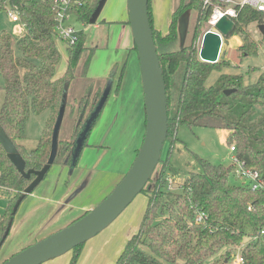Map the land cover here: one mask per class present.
Returning a JSON list of instances; mask_svg holds the SVG:
<instances>
[{"label": "trees", "instance_id": "1", "mask_svg": "<svg viewBox=\"0 0 264 264\" xmlns=\"http://www.w3.org/2000/svg\"><path fill=\"white\" fill-rule=\"evenodd\" d=\"M101 1L87 0L86 6L77 10L86 26L91 24ZM19 5L22 22L27 25L24 34L18 40L10 34L0 35V74L4 79L0 90L5 93L0 121L24 158L26 170L38 171L49 160L53 132L66 88L75 81L79 69L86 77L96 49H88L87 36L82 32L75 45L66 46V70L64 75L58 76L62 54L55 37L50 6L39 1H20ZM188 10L197 13L198 20L191 36L181 45L179 19ZM2 11L0 2V13ZM149 12L167 86L169 129L166 143L170 144L169 158L179 144L177 133L181 125L225 130L229 147L235 146L238 158L249 168L258 170L264 178V117L255 123L257 107L264 106V74L256 83L246 82L243 75H222L214 86L207 87L213 71L231 66L223 57L216 64L203 62L200 50L194 46L196 39L205 35L201 32L202 22L209 20L212 9L204 7V0H181L165 36L156 32L151 0ZM237 12L236 28L230 36L244 39V56L256 54L254 43L242 25L257 21L264 23V12L248 6L238 7ZM177 41L179 48L173 47ZM226 90L234 92L227 96ZM101 92H97L91 107L89 103L80 105L74 127L76 136L68 141L60 138L54 165L77 167V163L73 165L75 142L100 102L104 94ZM68 108L69 105L64 120L67 119ZM46 110L49 116L44 133L36 149L28 151L21 144L26 139L27 124L31 116ZM72 111L76 112V108L72 107ZM102 113L103 110L94 126ZM169 158L161 160L156 180L151 179L142 192L148 198V208L139 231L127 242L117 264H232L240 248L244 264H264V234H261L264 231V192L253 191L249 184H232L231 178H236L234 164L226 167L201 159L202 171L191 173L183 184L175 188L172 180L178 170ZM0 173V187L7 191L9 197L7 211L0 216L2 241L11 219H15L13 210L18 199L35 176L30 180L22 177L1 143ZM198 211L209 217L212 231L197 223ZM254 236H258L257 240L251 241ZM83 246L72 251L71 264H77Z\"/></svg>", "mask_w": 264, "mask_h": 264}, {"label": "rangeland", "instance_id": "2", "mask_svg": "<svg viewBox=\"0 0 264 264\" xmlns=\"http://www.w3.org/2000/svg\"><path fill=\"white\" fill-rule=\"evenodd\" d=\"M179 2H181V0H151L152 17L154 21L153 23L156 32L161 36L168 34L174 11ZM188 11L190 14V23L187 38L191 36L193 27L196 26L198 20L197 13H195L193 10ZM72 23L77 31L84 32V34L87 36L86 46L88 49H97L95 50V53L91 59L88 70V78L94 79L96 81L92 82L87 80V77L82 76L84 74L81 73V69L78 70L75 81H73L69 87V108L67 112V119L63 125L61 138L68 141L69 139H72L74 135L76 136L74 133V127L76 124V118L79 114L78 109L80 108V105L83 104L87 106L89 103V107H91L97 92H103L104 88L106 87V80L104 79L110 77L114 72L116 80H118L121 77L123 72L122 69L124 68V73L122 76L123 82L120 88V97L123 95L125 99L124 109L127 112L126 115L122 116L121 114L120 118L116 122L115 132L117 130H120L123 133L126 132V135L124 133V141L127 139V141H131L132 143V140L134 139L133 136H137L139 133V129L137 127L138 123L141 121L143 115L145 116V106L138 52L132 48L135 47V44L133 42L129 24L127 0H104L98 10V14L96 17H94V20L90 25L86 26L75 20ZM262 25L264 26V23H261L260 21L247 24L243 23L242 25L243 29L246 30L247 34L249 35L250 40L254 43L253 46L256 54H252L250 56H244L246 52L245 50H242L244 45V39L242 37L240 38V36L235 35L228 38L225 37V44L221 57H223L225 61H228L231 66L225 67L222 69V71H213L207 80V87L214 86L222 75H243L246 82L256 83V81H258L259 77L264 74V33L260 28ZM123 28H126V31L129 33V35L127 38L126 36L124 37L121 42V49L118 50L117 48L120 44V37L123 32ZM211 29L214 28L210 25L209 20L206 23L202 22L201 32L203 34ZM4 33L10 34L12 37L18 40L24 34V31L18 30L17 25L11 22L7 16V13L2 11L0 13V35ZM203 37L202 35L199 36L194 42V46H196V48L199 50L202 45ZM190 41L191 37L189 38V42ZM57 43L62 54L61 61L57 68V75H64L68 61L67 47L58 40ZM126 45L129 46L126 47ZM173 47L179 48V41H177ZM16 53L17 55L20 54L17 47ZM86 55L87 54L85 53L84 56L86 57ZM117 66L118 69H116ZM0 83L4 84V79L1 74ZM4 95V90L1 89L0 108L4 100ZM113 100L114 98L112 97L107 103V106L100 117L101 122L99 119V129L102 135L100 137V142L102 143L104 140L106 141V136L107 138L109 137L108 141L110 140V136L107 134L111 130L112 122L114 124V120L116 119L117 115H119V112H121L118 110L119 101H117L116 105H112ZM72 107L76 108V112L72 111ZM255 115V123H258L257 121L264 117V106H258ZM48 116L49 112L47 110L39 115L31 116L27 124L26 139L21 143L28 151L34 150L38 146V143L44 133ZM52 126L53 124H51L50 130ZM94 130L92 131L89 138L90 143L93 141L95 142L94 139L97 141L99 137V134L97 136V132H99V130ZM48 134L51 135V131H49ZM227 135L228 132L225 130H213L202 127L192 128L188 125H181L177 133L179 144L176 147V150L169 158L170 144L166 143L162 153V161H166L169 158L172 166L178 170V174L172 180L173 186L177 188L186 181L191 173L201 172L202 167L199 161L200 159L206 160L214 165H223L226 167L233 165V157L235 154L231 151L229 145L226 142ZM88 147L86 146L83 149L80 160L77 164V175L82 170L81 168H86V170H88L89 167L86 166H93L94 161L96 160V152H92V150H90ZM58 166L59 165H54L51 168L48 175L46 176L45 181L57 175ZM160 168L161 166L159 164L152 177V180H156ZM84 171L85 169L82 170V172ZM72 178L73 177H71V179ZM231 183L235 185L243 184L241 180L234 177L231 178ZM150 185L152 187V184ZM112 191L113 190L104 195L102 200H104ZM8 198L7 191L0 187V216L4 215L7 211L9 206ZM147 204V197L143 194H140L133 201V203L106 229V231H108L110 228L113 229V225H117L122 221L137 220L135 223L137 232L138 227L143 220L142 218L144 216ZM23 205L21 204L19 210H21ZM11 231L4 244L0 246V259L3 257L5 258L6 256L11 258V254H17L22 251V249L19 250L17 248L19 245L18 240L20 238H17L16 242L15 237L11 236ZM106 231L104 230L105 233ZM104 232L89 240L83 246V248L93 245L94 241H97L100 239V237H103ZM1 242L2 241L0 240V244ZM8 251L10 252V255H6ZM73 257L74 255L71 251L66 255H63L61 259H66L68 262L70 258L68 264H71ZM79 260L77 264H79ZM117 261H115L113 264H117ZM81 264H91V262Z\"/></svg>", "mask_w": 264, "mask_h": 264}, {"label": "water", "instance_id": "3", "mask_svg": "<svg viewBox=\"0 0 264 264\" xmlns=\"http://www.w3.org/2000/svg\"><path fill=\"white\" fill-rule=\"evenodd\" d=\"M103 1H101L94 17L98 14ZM149 1L127 0L129 24L138 52L146 109L145 135L135 161L122 181L94 209L68 227L23 249L3 264H45L85 245L89 240L106 230L142 194L161 163L169 129L168 97L151 25ZM189 23L190 14L187 11L179 19V35L182 45L187 39ZM235 28L236 22L233 19L226 15L221 17L214 25L216 31L209 30L205 33L200 48V59L209 64L218 63L223 52V39L229 37ZM260 28L264 33V26L262 25ZM68 87L53 132L51 154L48 162L41 170H26L24 158L0 121V143L8 159L25 179L30 180L32 176H35V179L18 199L13 210L14 215L18 213L22 202L45 180L55 163L59 148L60 130L67 108ZM233 92L234 90L224 91L227 96ZM108 95L109 92L104 93L97 107L84 124L75 142L73 165H76L94 124L108 100ZM13 222L14 220L11 219L0 246L11 231Z\"/></svg>", "mask_w": 264, "mask_h": 264}, {"label": "crops", "instance_id": "4", "mask_svg": "<svg viewBox=\"0 0 264 264\" xmlns=\"http://www.w3.org/2000/svg\"><path fill=\"white\" fill-rule=\"evenodd\" d=\"M128 35L129 33H127L126 28H123V32L120 37V44L117 48L118 50L121 49V42L124 37L126 36L127 38ZM128 46L129 45H126V47ZM132 48L133 50H137L136 47ZM116 69H118V66ZM122 71L124 72V68ZM86 77L87 80L92 82L96 81L88 78V74ZM104 80H106V87L104 88L103 93L109 92L105 108L107 103L113 97L114 100L112 105H116L117 101H119L118 110L122 112H119V115H117L114 120V124L112 122L111 130L107 134L110 136V140L108 141L109 137L107 138L106 136V141L104 140L103 143L100 142V137L102 136L99 129L101 122L100 119V122L98 121L92 129V131L94 129V131L99 130V132H97V136L99 134L97 141L94 139L95 142L93 141L94 143H90V136L87 140V147L89 146L88 148L97 154L94 165H87L86 167H89L88 170H86V168H81L82 170L85 169V171L82 172L81 170L78 175L76 173L78 167L72 169L68 166L59 165L57 175L46 181L44 180V182H42L35 189V191L24 200V202H22V205L23 203L24 205L21 210H18L19 214H17L14 219L11 231V236L15 237V241L17 238H20L18 240L19 245L17 246L19 250H23L28 246L68 227L83 217L90 210L94 209L101 203V201H103L102 199L104 195L109 193L111 190H114L115 187L122 181L135 161L145 135L146 109L145 116L143 115L137 126L139 133L137 136H133V144L131 141H127V139L124 141V133L126 135V132L123 133L120 130L115 132L116 122L120 118L121 114L123 116L126 115L127 112L124 109L125 99L123 95L120 97V88L123 81L119 84L120 78L116 80L114 72L110 77ZM69 92L70 91L68 90L67 106L70 99ZM105 108L103 109V112ZM64 122L60 130V138L62 137ZM71 177L73 178L71 179ZM147 208L148 204L146 210ZM136 221L137 220L122 221L117 225H113V229L110 228L108 231L105 230L106 233L103 231V237L94 241L93 245L90 247L83 248L79 264L86 262H91V264L115 263L124 251L127 242L139 231L141 223L136 232ZM6 255H10V252L8 251ZM11 255L14 256L15 254ZM61 257L47 263L68 264L70 258L67 262L66 259H61ZM8 259H10L9 256L1 258L0 264H3Z\"/></svg>", "mask_w": 264, "mask_h": 264}, {"label": "built area", "instance_id": "5", "mask_svg": "<svg viewBox=\"0 0 264 264\" xmlns=\"http://www.w3.org/2000/svg\"><path fill=\"white\" fill-rule=\"evenodd\" d=\"M20 1H39L48 4L55 22L54 33L57 40L66 46L75 45L79 41L82 32L77 31L72 22L75 20L84 24L80 20L77 10L85 7L87 0H0L3 11L7 13L11 22L17 25L18 30L25 32L27 25L21 19ZM245 6L264 12V0H204V7L212 9L209 23L213 28L215 23L225 15L235 21L238 16V7ZM211 31L216 30L211 29ZM224 44L225 40L223 39L222 47H224ZM230 149L235 154L233 164L236 167V178L241 180L243 184H249L253 191L264 192V178L260 172L256 169L249 168L245 161L238 158L235 146L230 147ZM197 223L209 228L210 231L213 230L209 225V217L201 211H198ZM261 234H264V231ZM257 238L258 236H254L251 238V241H255ZM241 250L242 248L238 250L232 264L245 263Z\"/></svg>", "mask_w": 264, "mask_h": 264}]
</instances>
